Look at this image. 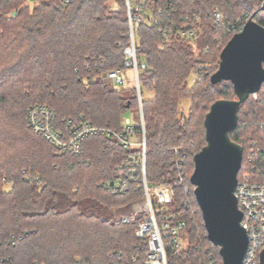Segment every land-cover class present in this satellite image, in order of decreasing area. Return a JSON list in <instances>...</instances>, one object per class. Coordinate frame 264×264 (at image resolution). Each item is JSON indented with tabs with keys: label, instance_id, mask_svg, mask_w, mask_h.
<instances>
[{
	"label": "trees",
	"instance_id": "16d2710c",
	"mask_svg": "<svg viewBox=\"0 0 264 264\" xmlns=\"http://www.w3.org/2000/svg\"><path fill=\"white\" fill-rule=\"evenodd\" d=\"M141 1L135 44L146 69L139 83L152 97L141 93L139 104L133 86L105 81L108 72L124 69L125 0H74L67 7L37 0L31 10L26 0H0L1 263L144 264L147 245L135 236L136 224L117 220L142 197L139 150L111 135L126 134L129 119L140 142L141 110L146 182L171 188V225L186 223L187 246L176 255L167 248V263L222 264L189 180L205 145L206 113L234 95L229 82L212 86L205 67L249 19L264 28V0ZM192 73L200 78L190 86ZM182 102H189L187 120L179 115ZM36 105L52 110L61 127L85 121L111 133L85 139L78 155L61 152L28 127L26 113ZM230 139L243 149L238 179L247 172L264 183V84L240 107ZM119 175L128 183L125 193L102 186Z\"/></svg>",
	"mask_w": 264,
	"mask_h": 264
},
{
	"label": "built area",
	"instance_id": "2783aa9c",
	"mask_svg": "<svg viewBox=\"0 0 264 264\" xmlns=\"http://www.w3.org/2000/svg\"><path fill=\"white\" fill-rule=\"evenodd\" d=\"M56 1L62 7L70 6L74 2V0ZM125 7L127 10L128 46L123 51L124 69H114L108 72L105 75V81L113 87H123L127 82V79L123 77V72L129 70L134 81L133 87L136 91V97L140 104L139 73L146 69V64H139L137 61L135 29L144 21L143 15L140 14L142 1L136 0L134 4H131L129 0H125ZM12 16H14V13H12ZM213 20L215 23H221L222 18L219 14H216ZM240 24L241 20H238L236 25L239 27ZM179 35L188 36L184 31H180ZM198 69L201 70L203 67L198 66ZM194 74L196 76L195 80H199L200 76L197 73ZM82 82L86 85L85 79ZM139 118L142 130L140 142L131 141V138H134V130L129 119L124 122L126 134H111L120 141L124 148L138 149L140 156V161L134 163V165L140 168L142 197L132 202L127 211L119 212L117 220L123 224H136L135 236L147 245L144 264H168L167 248H170L173 254L176 255L187 246V241L183 236L186 223L181 220L171 225L173 216L168 213L173 199L171 188L165 185L149 186L146 182V141L141 110ZM26 123L32 132L42 136L51 146L61 152H69L73 155L80 153L81 145L85 139L97 135L108 137L111 133L85 121L77 124L64 121L61 127L57 124L52 110L39 105L28 109ZM129 159H133L132 154ZM102 186L105 189L122 194L128 190V183L122 175L112 181L103 183ZM234 196L238 209L242 213L241 226L245 229L248 237L247 252L242 264H262V254L264 253V183L258 182L252 174L244 172L238 179ZM181 205L187 208L185 201H182ZM0 264L3 263L0 262Z\"/></svg>",
	"mask_w": 264,
	"mask_h": 264
},
{
	"label": "water",
	"instance_id": "95a60500",
	"mask_svg": "<svg viewBox=\"0 0 264 264\" xmlns=\"http://www.w3.org/2000/svg\"><path fill=\"white\" fill-rule=\"evenodd\" d=\"M210 84L229 82L234 99L214 102L203 120L205 145L194 155L190 176L208 241L222 264H242L248 247L234 191L243 149L230 139L240 107L264 84V28L249 19L222 49ZM264 264V253L262 254Z\"/></svg>",
	"mask_w": 264,
	"mask_h": 264
},
{
	"label": "rangeland",
	"instance_id": "374dc122",
	"mask_svg": "<svg viewBox=\"0 0 264 264\" xmlns=\"http://www.w3.org/2000/svg\"><path fill=\"white\" fill-rule=\"evenodd\" d=\"M26 3L27 5L30 7V10L33 8V6H35V4L37 3V0H26ZM260 7V4L257 5V4H254L253 6V9L254 10H257L258 8ZM218 64H219V58L214 60L213 62H211L210 64L206 65L205 67V71L208 72V73H215L218 69ZM123 77L125 79H127V82L126 84L123 85V87H115L116 89H124V88H128V87H132L134 85V81H133V78L131 76V72L129 70H126L125 72H123ZM196 79V76L194 73H192L190 75V78H189V85L191 86L194 81ZM217 90H219V87L216 88ZM141 93H142V97L144 100L146 99H151L152 97V93L151 92H148L146 91L144 88L141 89ZM235 97L233 96L232 98H230V100L234 99ZM188 110H189V102H182L181 103V106H180V117H182L184 120L186 119L187 120V116H188ZM134 125L136 124V122L133 123ZM131 141L137 143V139L134 137V138H131ZM244 173H242L240 175V177L243 175Z\"/></svg>",
	"mask_w": 264,
	"mask_h": 264
}]
</instances>
